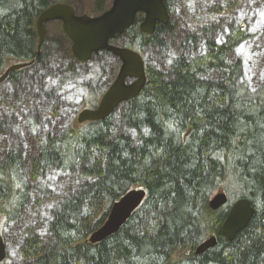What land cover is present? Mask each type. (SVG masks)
<instances>
[{"label": "trees", "instance_id": "trees-1", "mask_svg": "<svg viewBox=\"0 0 264 264\" xmlns=\"http://www.w3.org/2000/svg\"><path fill=\"white\" fill-rule=\"evenodd\" d=\"M181 1L187 6L185 0L164 4L170 13ZM51 4L0 0V75L11 64H44L46 38L35 56L36 20ZM237 5L228 0L207 12L221 16ZM106 8L97 2L98 14ZM142 18L116 40L125 36L122 45L141 55L146 47L166 54L177 25L157 24L146 35L138 27ZM204 34L186 35L167 70L146 65L141 93L105 120L78 125L73 118L58 134L40 138L28 161L21 147L2 155V228H15L34 192H45L40 181L47 172L83 179L50 210L47 244L37 232L24 234L18 252L26 264H264V74L250 88L241 79L242 62L230 58L247 38L244 23L229 26L221 43ZM21 71L7 80L17 83ZM95 90L85 107L99 100L103 91ZM133 188L146 191L141 206L116 234L88 243L111 205ZM219 191L230 202L249 200L255 210L232 242L220 231L230 203L208 207ZM213 235L216 246L196 256L195 248Z\"/></svg>", "mask_w": 264, "mask_h": 264}, {"label": "rangeland", "instance_id": "rangeland-1", "mask_svg": "<svg viewBox=\"0 0 264 264\" xmlns=\"http://www.w3.org/2000/svg\"><path fill=\"white\" fill-rule=\"evenodd\" d=\"M99 1L106 2V6L110 4V0H52V3H68L78 14L95 16ZM185 1L187 6L178 2L170 12V21L177 29L168 40L167 53L146 47L142 51L145 64L165 71L170 59L180 53L186 35H203L209 31L214 41L221 43L229 26L244 23L247 38L230 58L242 62V81L250 88L259 85L264 74V0H234L238 2L235 9L221 16H211L207 9L228 0ZM45 30L44 64L23 69L17 83L7 80L0 85V159L8 151L21 147L28 161L36 151L38 140L47 133L58 134L76 119L86 106L83 102L88 94L97 95L95 89L106 90L119 70L121 63L112 55H97L87 62H77L68 54L71 42L60 22L47 24ZM125 41L124 36L114 44L122 46ZM119 131L124 130L119 128ZM127 133L133 136L129 130ZM82 180L77 173L56 171H49L41 178L45 192H34L16 227L9 230L0 226V234L6 240V258L2 264H26L18 249L27 231L39 233L45 244L48 243L46 222L50 210Z\"/></svg>", "mask_w": 264, "mask_h": 264}, {"label": "water", "instance_id": "water-1", "mask_svg": "<svg viewBox=\"0 0 264 264\" xmlns=\"http://www.w3.org/2000/svg\"><path fill=\"white\" fill-rule=\"evenodd\" d=\"M138 13L144 16L139 29L146 35H152L157 24L167 25L170 21L164 0H111L107 10L94 17L76 15L72 6L55 3L38 16L36 21L38 45L35 56L40 54V48L45 39V25L58 21L61 22L63 33L71 42L70 50L76 61L87 62L93 55L105 51L121 62L114 81L102 95L97 107L82 109L77 114L78 124L105 120L118 106L136 98L144 88L145 64L141 55L126 47L110 44L135 23ZM28 65L30 63L10 65L0 76V84L8 78L10 73L22 70ZM145 196V190L133 188L114 202L103 224L88 237V243L98 244L116 234L141 206ZM228 202L226 193L219 191L209 198L208 207L212 211H217ZM254 214L255 210L249 200L245 198L235 200L221 224L222 235L229 242L234 241L236 235L245 230ZM216 244V236H210L195 248L194 254L199 256L214 248ZM5 257L6 246L0 234V264Z\"/></svg>", "mask_w": 264, "mask_h": 264}, {"label": "bare ground", "instance_id": "bare-ground-1", "mask_svg": "<svg viewBox=\"0 0 264 264\" xmlns=\"http://www.w3.org/2000/svg\"><path fill=\"white\" fill-rule=\"evenodd\" d=\"M234 202V200L232 201V203ZM225 206V205H224ZM223 207V206H222ZM230 209V208H229Z\"/></svg>", "mask_w": 264, "mask_h": 264}]
</instances>
